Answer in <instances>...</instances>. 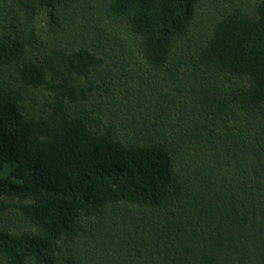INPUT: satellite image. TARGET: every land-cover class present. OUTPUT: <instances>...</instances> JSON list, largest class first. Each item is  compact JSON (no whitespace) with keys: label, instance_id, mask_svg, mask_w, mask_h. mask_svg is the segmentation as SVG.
Wrapping results in <instances>:
<instances>
[{"label":"trees","instance_id":"obj_1","mask_svg":"<svg viewBox=\"0 0 264 264\" xmlns=\"http://www.w3.org/2000/svg\"><path fill=\"white\" fill-rule=\"evenodd\" d=\"M0 264H264V0H0Z\"/></svg>","mask_w":264,"mask_h":264}]
</instances>
